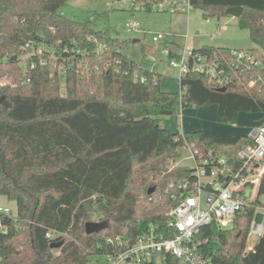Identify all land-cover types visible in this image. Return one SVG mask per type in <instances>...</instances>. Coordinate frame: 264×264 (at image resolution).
Returning a JSON list of instances; mask_svg holds the SVG:
<instances>
[{"label": "trees", "instance_id": "trees-1", "mask_svg": "<svg viewBox=\"0 0 264 264\" xmlns=\"http://www.w3.org/2000/svg\"><path fill=\"white\" fill-rule=\"evenodd\" d=\"M67 2L0 0V195L16 207L15 215L0 214V264H88L91 255L110 250L107 236L129 243L150 229L173 236L166 212L194 181L192 167L168 168L178 148L215 152L238 169L237 152L251 138L173 131L154 116L171 114L178 98L182 106L216 104L221 123H235L239 112L264 115V0H190L207 19L241 6L238 26L256 45L244 50L256 65L230 70L224 90L188 71L179 81L181 93L162 89L161 74L125 54L129 40L97 26L98 13L78 19L63 10ZM230 49L193 51L230 59ZM261 164L255 194L246 196L249 205L232 224L210 222L194 236L201 260L264 264V222L246 249L250 221L264 204ZM95 212L108 225L87 234L85 223ZM48 230L62 235L50 240ZM60 239L59 247H50ZM162 264L181 263L166 255Z\"/></svg>", "mask_w": 264, "mask_h": 264}, {"label": "built area", "instance_id": "built-area-1", "mask_svg": "<svg viewBox=\"0 0 264 264\" xmlns=\"http://www.w3.org/2000/svg\"><path fill=\"white\" fill-rule=\"evenodd\" d=\"M104 4L108 10H158L188 14L192 9L190 0H105ZM136 27L138 23L133 22L126 30L131 31ZM152 40L156 42L158 38L153 36ZM103 46L99 44L100 48ZM193 50V44L187 42L180 52L173 51L167 44L162 48L165 60L177 72L178 81L188 71H196L205 74L215 86L225 87L231 81L232 70L245 71L256 65V61L244 49H230V59L209 57ZM248 136L251 142L242 145L237 152L241 160L238 169L215 152L203 153L190 147L194 160L191 190L166 212L167 225L175 231L173 236L165 237L152 229L131 243L119 236H107L105 242L110 246V250L104 254L107 264H162L166 255L174 256L181 264H208L200 259L194 236L210 222L221 227L228 226L235 214L249 205L246 186L248 183L257 184L263 169L264 121L253 126ZM181 186L188 187L186 182ZM10 212L9 207L0 206V214ZM257 213L256 210L250 221L248 236L258 237L262 234L263 223L256 221ZM262 214L264 216V211ZM45 235L54 240L62 233L48 230Z\"/></svg>", "mask_w": 264, "mask_h": 264}, {"label": "rangeland", "instance_id": "rangeland-1", "mask_svg": "<svg viewBox=\"0 0 264 264\" xmlns=\"http://www.w3.org/2000/svg\"><path fill=\"white\" fill-rule=\"evenodd\" d=\"M63 10L69 15H75L78 19L86 20L99 14L94 23L99 27H107L111 33L121 38L128 39L129 43L123 48L125 54L135 60L143 68L154 70L160 75L162 89L181 93L177 72L171 67L162 54L165 44L175 52H180L185 42L193 44L195 38L197 44L224 46L228 48H253L256 45L250 40L247 29L238 26V17L226 14L219 19L204 18L202 10L192 8L186 14L184 12H170L158 10H108L104 0H68ZM97 18V17H96ZM137 22L138 27L127 31L131 23ZM186 35L188 38L186 39ZM158 41L154 42L152 37ZM187 40V41H186ZM153 46L156 55L153 57L144 52L143 47ZM156 123L170 130H207L211 134L223 136L228 134L249 133L253 126L264 121V115L248 112H239L235 123H221L216 120L215 104L195 106L189 104L182 106L180 99L176 101L173 111L169 115L154 116ZM194 160L189 146L178 148V156L174 162L168 165H184L192 167ZM256 183H248L247 195L252 198L255 194ZM264 203V195L260 196ZM0 206L9 207L11 214H16L15 203L8 200H0ZM255 217L258 223L264 222V204L257 207ZM89 221H107L102 219L100 213L95 212ZM230 223L229 225H231ZM258 237L248 236L246 249H250ZM88 264H107L103 254H93L89 257Z\"/></svg>", "mask_w": 264, "mask_h": 264}, {"label": "water", "instance_id": "water-1", "mask_svg": "<svg viewBox=\"0 0 264 264\" xmlns=\"http://www.w3.org/2000/svg\"><path fill=\"white\" fill-rule=\"evenodd\" d=\"M243 8L241 6H232V7H228L225 9V13L238 17L242 14ZM193 48L194 49H198L199 45L197 44V39L195 38L194 43H193ZM220 90H224V88L222 87ZM108 225L107 221H87L85 223V232L87 234L90 233H96L99 232L100 230L106 228ZM63 243V239H60L57 242H52L50 244V247L52 248H56L59 247L61 244Z\"/></svg>", "mask_w": 264, "mask_h": 264}, {"label": "crops", "instance_id": "crops-1", "mask_svg": "<svg viewBox=\"0 0 264 264\" xmlns=\"http://www.w3.org/2000/svg\"><path fill=\"white\" fill-rule=\"evenodd\" d=\"M215 106H216V111H217V105L215 104ZM256 114V116L258 115L257 113H255ZM8 200L5 196H3V195H0V200ZM8 201H11V202H14V201H12V200H8Z\"/></svg>", "mask_w": 264, "mask_h": 264}]
</instances>
